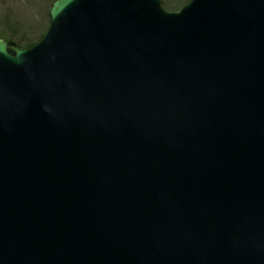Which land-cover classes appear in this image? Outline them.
<instances>
[{
	"label": "water",
	"instance_id": "1",
	"mask_svg": "<svg viewBox=\"0 0 264 264\" xmlns=\"http://www.w3.org/2000/svg\"><path fill=\"white\" fill-rule=\"evenodd\" d=\"M0 38V264H264V0H56Z\"/></svg>",
	"mask_w": 264,
	"mask_h": 264
},
{
	"label": "rangeland",
	"instance_id": "2",
	"mask_svg": "<svg viewBox=\"0 0 264 264\" xmlns=\"http://www.w3.org/2000/svg\"><path fill=\"white\" fill-rule=\"evenodd\" d=\"M55 0H0V36L27 47L38 41L50 23ZM190 0H162L169 11H177Z\"/></svg>",
	"mask_w": 264,
	"mask_h": 264
},
{
	"label": "trees",
	"instance_id": "3",
	"mask_svg": "<svg viewBox=\"0 0 264 264\" xmlns=\"http://www.w3.org/2000/svg\"><path fill=\"white\" fill-rule=\"evenodd\" d=\"M31 45V44H30Z\"/></svg>",
	"mask_w": 264,
	"mask_h": 264
}]
</instances>
